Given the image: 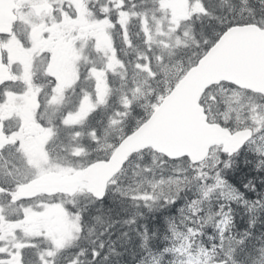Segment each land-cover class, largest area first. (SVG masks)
Returning a JSON list of instances; mask_svg holds the SVG:
<instances>
[{
  "label": "snow or ice",
  "instance_id": "snow-or-ice-1",
  "mask_svg": "<svg viewBox=\"0 0 264 264\" xmlns=\"http://www.w3.org/2000/svg\"><path fill=\"white\" fill-rule=\"evenodd\" d=\"M0 264H264V0H0Z\"/></svg>",
  "mask_w": 264,
  "mask_h": 264
}]
</instances>
